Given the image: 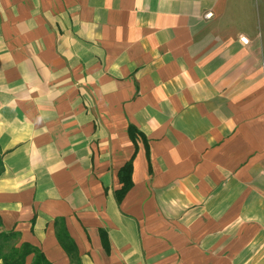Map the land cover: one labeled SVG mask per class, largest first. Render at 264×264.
I'll return each instance as SVG.
<instances>
[{"label": "crops", "instance_id": "1", "mask_svg": "<svg viewBox=\"0 0 264 264\" xmlns=\"http://www.w3.org/2000/svg\"><path fill=\"white\" fill-rule=\"evenodd\" d=\"M0 150L49 264H264V0H0Z\"/></svg>", "mask_w": 264, "mask_h": 264}, {"label": "trees", "instance_id": "2", "mask_svg": "<svg viewBox=\"0 0 264 264\" xmlns=\"http://www.w3.org/2000/svg\"><path fill=\"white\" fill-rule=\"evenodd\" d=\"M1 153V150H0ZM3 171L2 158L0 155V174ZM124 173L123 180L125 184L121 193L130 186L131 162H128L121 171ZM18 234L16 232H5L0 230V259L3 264H26L27 257L33 254L32 260L29 264H49L40 250L29 243H21L16 246Z\"/></svg>", "mask_w": 264, "mask_h": 264}, {"label": "built area", "instance_id": "3", "mask_svg": "<svg viewBox=\"0 0 264 264\" xmlns=\"http://www.w3.org/2000/svg\"><path fill=\"white\" fill-rule=\"evenodd\" d=\"M210 16H211V13L206 14V17H210ZM241 40H242V42H247L246 38L241 37Z\"/></svg>", "mask_w": 264, "mask_h": 264}]
</instances>
